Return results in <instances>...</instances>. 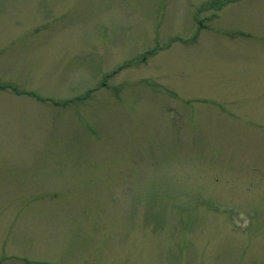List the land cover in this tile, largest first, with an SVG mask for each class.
I'll return each instance as SVG.
<instances>
[{"label":"rangeland","instance_id":"1","mask_svg":"<svg viewBox=\"0 0 264 264\" xmlns=\"http://www.w3.org/2000/svg\"><path fill=\"white\" fill-rule=\"evenodd\" d=\"M0 264H264V0H0Z\"/></svg>","mask_w":264,"mask_h":264}]
</instances>
